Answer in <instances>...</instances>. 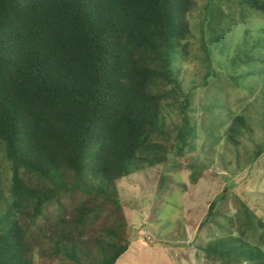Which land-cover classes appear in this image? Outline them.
Returning <instances> with one entry per match:
<instances>
[{
  "label": "trees",
  "instance_id": "1",
  "mask_svg": "<svg viewBox=\"0 0 264 264\" xmlns=\"http://www.w3.org/2000/svg\"><path fill=\"white\" fill-rule=\"evenodd\" d=\"M222 3L264 14V0L206 1V76L216 73L211 44L221 54L226 47L216 25L233 20ZM196 7V0H0V264L38 257L117 264L130 246L117 180L190 157V181L198 182L205 169L195 155V92L183 90L178 67L192 54ZM256 32L245 31L242 54L228 53L231 66L257 63V53L264 59V28ZM223 100L214 92L203 113L222 110ZM260 125L264 132V108ZM249 126L240 111L225 135L241 144ZM253 143L249 171L264 154V138ZM227 197L221 191L209 203L197 231L206 228L212 239L198 249L209 264H264L263 216L241 196L226 216Z\"/></svg>",
  "mask_w": 264,
  "mask_h": 264
},
{
  "label": "rangeland",
  "instance_id": "2",
  "mask_svg": "<svg viewBox=\"0 0 264 264\" xmlns=\"http://www.w3.org/2000/svg\"><path fill=\"white\" fill-rule=\"evenodd\" d=\"M196 1L197 7L190 16L194 34L191 38L192 54L187 62L179 61L178 67L183 90L195 92L191 108H196V111L190 112L199 126L195 155H199L200 165L205 170L198 182L192 183L190 170L186 167L190 157L183 158L181 166L177 165V160L170 158L165 163L117 180L118 196L130 226V246L117 264H209L198 246L205 245L212 235L206 228L199 232L197 229L209 203L221 191L228 193V210L222 205L226 216L236 213L234 198L241 196L264 218V154L253 163L250 171L247 170L250 166L247 159L253 155V139L262 141L264 138L260 125L264 108V59L263 55L257 53V63L236 68L231 66L227 58L228 53L231 57L238 50L246 30L252 35L264 28V14L248 10L237 3L230 6L222 3V9L232 12L233 20L226 25H216V30L226 34V47L221 54L211 44V63L216 73L213 75L210 71L206 76L208 68L201 47L200 27L207 0ZM242 14L245 15V22H242ZM207 39H211L208 31ZM239 53L240 50L235 55ZM246 70L253 74L244 75ZM228 74H234V77ZM212 80V88L211 83L204 84V81ZM236 83L240 84L237 86ZM214 92L220 93L226 107L204 114L203 107L208 105ZM223 94L228 96L229 104ZM240 111L252 129L246 130L241 137V144L236 145L228 140L225 129L231 116ZM171 114V120L178 123L176 110ZM220 120L225 125L217 130L214 125H218ZM214 135L220 140H213ZM162 177L164 181L161 183ZM40 261L38 257L37 264Z\"/></svg>",
  "mask_w": 264,
  "mask_h": 264
}]
</instances>
